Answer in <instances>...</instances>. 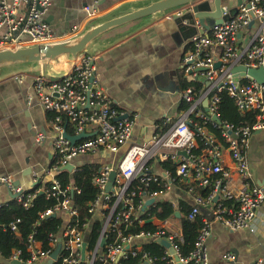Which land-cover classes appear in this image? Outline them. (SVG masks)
<instances>
[{"label": "built area", "instance_id": "1", "mask_svg": "<svg viewBox=\"0 0 264 264\" xmlns=\"http://www.w3.org/2000/svg\"><path fill=\"white\" fill-rule=\"evenodd\" d=\"M50 6L51 0L0 2V50L56 42V35L46 19ZM84 9L91 18L96 17L95 10L88 6ZM230 9L225 7L224 15H227ZM182 12L183 10L179 11ZM257 19L260 21L257 34L249 43L242 44L241 32ZM79 32L78 26L72 34ZM218 61L222 62L220 73L214 69ZM238 66H264V0H248L239 7L235 16L209 31L205 30L203 34L197 33L188 41L181 71L187 82L192 85L182 90V102L187 105V109L182 110L178 118H165L157 125L158 130L148 143L131 145L120 161L94 162L100 166L99 175L94 181L99 195L89 203L88 210L93 218L98 211L101 212L100 219L104 221V227L101 238L92 251H89L87 240L91 223H84L82 227L73 223V219L79 217L80 209L76 205L78 198L70 196L69 192L80 197L81 190L74 186L62 188L56 175L67 164L74 165L71 172H76L82 167L77 164L81 157H91L98 153L115 154L131 139L134 121L129 117L130 114L120 110L116 101L101 85L97 75V55L80 56L71 73L62 79L32 75L33 88L39 104L44 111L55 114L51 129L55 154L47 172L52 185L50 188L42 185L34 191L36 184L45 182L35 180L34 187L27 190L21 185L16 186L14 177L0 178V185H6L9 192L17 195L14 199L11 197L9 201L0 202V210L13 200L29 209L36 194L40 192L48 197H55L57 201L55 206L42 213L41 218L63 213L69 221L62 234L50 236L48 250L44 251L41 243L31 235L28 250L32 257L24 261L22 252L15 250L12 258L8 260L9 264L14 260L27 264H36L40 260H48L51 264L58 260H62V264H93L97 258L106 263H117L129 252L134 256L142 252L141 242L144 240L159 244L161 240H165L170 243L176 254L165 248L162 259L167 264H177L176 255L180 257L182 264H208L206 244L213 223L219 222L232 231L254 232L258 210L264 205V186L254 181L247 158V148L254 132L264 130V83L248 78H236L231 71ZM202 67L208 70L199 71ZM223 92L234 100L241 112H251L255 115L252 125L236 127L222 121L219 103ZM215 116L221 121H216ZM122 117L124 118L121 119ZM193 117L202 119L203 125L194 122ZM68 124L73 132H68ZM208 125L222 132V141L210 132ZM66 131L69 135L86 133L88 136L72 143L64 136ZM48 137L45 133H38L35 137L36 143L44 144ZM200 142H203V148L201 153H196L195 149L200 147ZM225 153L230 154L233 170L224 164ZM167 161L175 163V172L164 167L162 163ZM156 166L161 168V172L154 171ZM112 172H116V178L112 189L107 192ZM234 176L241 180L239 189L231 187ZM188 179L190 184H187ZM179 180L185 183L183 188L187 189L194 201L189 219L200 215L203 206L213 205L212 219L203 220L204 226L197 238L195 250L187 258H182L179 253L178 242L183 240L181 231H175L170 225L177 213L182 215L180 204L169 203L174 207L175 214L166 220H158L151 214V209L159 204L158 196L170 192ZM153 184L162 186V190L152 191ZM208 187L212 190L204 197L200 191ZM150 199H154V202L147 205ZM19 221L9 224L11 231L17 235ZM133 221H138L141 225L156 224V228L129 236H123L119 232L117 243L110 244L107 251H104V247L101 248V241L103 238L106 240L104 235L109 230H118L121 224L131 225ZM84 243L86 250L83 258ZM60 244L58 258L54 260L52 255ZM227 258L234 259L232 255ZM145 263L157 264V258L144 252L140 264Z\"/></svg>", "mask_w": 264, "mask_h": 264}, {"label": "crops", "instance_id": "2", "mask_svg": "<svg viewBox=\"0 0 264 264\" xmlns=\"http://www.w3.org/2000/svg\"><path fill=\"white\" fill-rule=\"evenodd\" d=\"M4 0H0L2 2ZM11 2L12 0H6ZM132 0H51L46 13L57 41L73 36L75 27L80 32L93 19L105 17L120 9ZM204 3L212 0H202ZM236 0H228L224 6L231 8ZM95 10L96 17L91 18L84 9ZM183 10V9H182ZM260 21L255 20L243 29L240 42L247 44L257 34ZM188 41L177 28L172 15L154 20L146 25L139 22L115 29L101 37L104 45L97 55V75L101 85L109 96L116 101L120 110L134 121L132 137L115 154L98 153L91 157H81L78 166L94 162L116 163L122 159L133 144L148 143L156 134L157 125L165 118H178L182 107V59L188 47ZM33 73L20 74L0 82V178L11 176L27 190L34 187L35 180L49 182L47 175L53 160L52 121L50 113L39 104L32 82ZM45 133L46 143H36V135ZM247 158L253 172L254 181L264 186V130L255 131L248 148ZM224 164L233 170L234 165L229 153L224 155ZM154 171L161 172L156 166ZM191 181L188 179L187 184ZM185 183L178 181L173 189L160 195L158 203L185 202L194 205L191 195L183 188ZM233 189L241 187V180L234 176ZM11 199L6 185H0V202ZM76 205L81 210L82 201ZM234 206V203L232 204ZM212 204L201 208L204 219H212ZM102 218L101 212L94 219ZM181 216L170 225L180 232ZM159 220V219H158ZM152 224V223H150ZM156 227V224H153ZM142 241L141 243H148ZM150 243V242H149ZM208 264H264V205L258 210L255 231H232L223 224L215 222L207 241ZM228 255L234 257L229 260ZM7 263L0 255V264ZM36 264H50L40 260Z\"/></svg>", "mask_w": 264, "mask_h": 264}, {"label": "trees", "instance_id": "3", "mask_svg": "<svg viewBox=\"0 0 264 264\" xmlns=\"http://www.w3.org/2000/svg\"><path fill=\"white\" fill-rule=\"evenodd\" d=\"M181 85L182 89L192 85L188 80L182 76ZM246 81V80H244ZM195 85V84H194ZM198 85V84H196ZM199 86V85H198ZM182 110L187 109V105H183ZM219 111L221 114V119L224 122L233 124L234 126L252 125L255 122V115L251 112H241L236 106L234 100L226 93H221V101L219 103ZM51 121L54 120L55 114L50 113L49 115ZM65 121L67 118L64 117ZM194 122L203 125L202 119L193 117ZM66 123V122H65ZM210 132L219 140H223L222 132L220 130L212 128L208 125ZM68 132H73L67 125ZM203 142H200V147L195 149L196 153H201V148H203ZM165 168L175 172L177 166L175 163L167 161L162 163ZM100 166L97 164H87L84 165L74 173L67 170H62L56 175V179L59 181L62 188H67L74 186L81 190L80 197L76 193L69 192L70 196L77 200L82 201V207L80 210V215L77 219H73V223L79 224L80 227L84 223H91V229L88 232L87 240L89 251L95 249L96 244L101 238L104 221L101 219H94L92 213L88 210V205L90 202L95 200L99 195V190L94 184L95 179L99 175ZM44 185L50 188L52 183L42 182L38 183L34 187V191ZM152 191H161L162 186L158 184H153L151 186ZM212 188L208 187L206 190L200 191V193L206 197ZM57 203L55 197H48L45 193H37L32 206L26 209L21 203L16 200L8 203L6 207L0 210V255L7 261L5 264H9V261L15 250L22 252V259L28 261L32 257V253L28 250V240L31 235L34 239L41 243L44 251L49 249V238L52 234H62L69 219L63 213H58L56 216H48L41 218L42 213L48 209L55 206ZM193 207L188 203H181V233L182 241H179V253L182 258L190 257L192 252L195 250L197 238L201 229L204 226L203 217L197 215L194 219H189ZM151 214L157 219L166 220L175 214V209L172 205L165 202L159 203L156 208L151 209ZM20 220L18 223L19 235L11 231L9 224L11 222ZM155 225L147 223L141 225L138 221H133L131 225L123 223L119 226L118 230H109L108 233L104 235L106 237V244L104 246V251L110 244H115L118 242L119 232L123 236L139 234L142 231H153L155 230ZM142 252L133 255L129 252L127 256L122 257L119 262H104L97 258L93 264H140L142 261V255L144 252L149 253L152 257L157 258V264H167L163 260L165 253V247L159 243H143ZM55 264H62V260H58Z\"/></svg>", "mask_w": 264, "mask_h": 264}, {"label": "water", "instance_id": "4", "mask_svg": "<svg viewBox=\"0 0 264 264\" xmlns=\"http://www.w3.org/2000/svg\"><path fill=\"white\" fill-rule=\"evenodd\" d=\"M226 0H212L211 3L202 0H132L120 9L110 13L105 17L93 19L79 33L72 37L47 43L44 45H31L19 48L0 50V82L17 77L20 74L33 73L49 78L62 79L68 76L75 67L80 56L84 54H96L102 45L99 40L109 32L125 27L127 25L139 22L146 25L154 20L162 19L168 15L173 16L177 28L186 40H190L197 33L203 34L216 25L222 24L230 17L238 13L239 7L246 4L248 0H236L231 7L230 12L224 15V3ZM191 9H190V8ZM183 9L182 13H179ZM199 26L201 28H199ZM222 62L218 61L214 69L220 73L219 68ZM207 68H199V71H207ZM231 73L236 78H248L264 83V66L259 68H246L238 66L232 69ZM206 111L208 103H205ZM122 117L121 119H123ZM216 121H221L218 116L214 117ZM64 136L72 143L87 137L86 133L80 135H69L67 131ZM182 154H185L182 152ZM180 164V163H178ZM74 165L67 164L62 170L73 171ZM116 172L110 175V181L106 191L109 192L115 182ZM20 186V181L15 182ZM14 199L16 194L10 192ZM218 199V198H217ZM154 199H150L147 205H151ZM176 216L179 218L180 213ZM61 242V239H59ZM106 240L101 241V248L105 246ZM161 245L168 248L172 254H176L175 249L165 240L160 241ZM61 244L53 253L52 258L57 260ZM129 249V247H127ZM86 250V243L83 245V258ZM177 264L180 257L175 256ZM11 264H27L19 260L11 261ZM51 264V263H50ZM149 264V263H145Z\"/></svg>", "mask_w": 264, "mask_h": 264}, {"label": "rangeland", "instance_id": "5", "mask_svg": "<svg viewBox=\"0 0 264 264\" xmlns=\"http://www.w3.org/2000/svg\"><path fill=\"white\" fill-rule=\"evenodd\" d=\"M226 1H228V0H226ZM226 1H225V2H226Z\"/></svg>", "mask_w": 264, "mask_h": 264}]
</instances>
